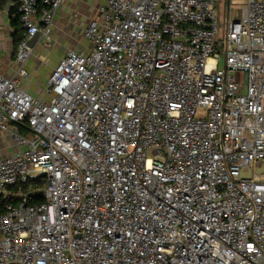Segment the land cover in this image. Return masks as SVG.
<instances>
[{"label": "built area", "instance_id": "obj_1", "mask_svg": "<svg viewBox=\"0 0 264 264\" xmlns=\"http://www.w3.org/2000/svg\"><path fill=\"white\" fill-rule=\"evenodd\" d=\"M64 1L16 0L19 64ZM99 2L47 102L0 73V264H264V0Z\"/></svg>", "mask_w": 264, "mask_h": 264}, {"label": "crops", "instance_id": "obj_2", "mask_svg": "<svg viewBox=\"0 0 264 264\" xmlns=\"http://www.w3.org/2000/svg\"><path fill=\"white\" fill-rule=\"evenodd\" d=\"M16 0L0 1V73L9 78L15 77L19 69L25 72L19 77L20 87L33 98L47 102L50 95L46 92V82L54 67L48 70L46 57L58 54L56 64L67 50L81 51L88 47L82 36L88 22L97 16L99 0H65L57 10L53 26L52 40L47 45L33 44V51L24 64L16 60L17 46L14 45L11 23L14 13L10 9ZM13 128V125H11ZM17 151V147L8 133L0 132V159Z\"/></svg>", "mask_w": 264, "mask_h": 264}, {"label": "rangeland", "instance_id": "obj_3", "mask_svg": "<svg viewBox=\"0 0 264 264\" xmlns=\"http://www.w3.org/2000/svg\"><path fill=\"white\" fill-rule=\"evenodd\" d=\"M244 0H219V5L217 7L219 16L221 18V22L225 20L226 18H232V16H236L239 13V9L242 7ZM56 56L58 57V54L50 55L49 57H46L45 64L48 65V70L54 67L56 65ZM235 79L237 83L243 82V76L241 73L235 74ZM256 175H260L264 173V165L260 168H257L255 171ZM243 176H250V173H242ZM37 189L44 190L45 185L43 182H36L35 184ZM32 185H27L25 188H22V192L25 195H30Z\"/></svg>", "mask_w": 264, "mask_h": 264}, {"label": "trees", "instance_id": "obj_4", "mask_svg": "<svg viewBox=\"0 0 264 264\" xmlns=\"http://www.w3.org/2000/svg\"><path fill=\"white\" fill-rule=\"evenodd\" d=\"M1 1V0H0ZM15 1V0H13ZM14 13V20L11 21L14 31L12 32V39L14 42V45L17 46L18 42L23 38V30L20 26L19 23V16L17 13L16 5H13L10 9V14ZM17 48V47H16ZM19 131L24 133L25 129L23 127H18ZM40 182V181H39ZM28 201L29 202H41L42 198L39 197L38 195H30L28 196ZM7 202V200H2L0 201V212L3 211V205Z\"/></svg>", "mask_w": 264, "mask_h": 264}, {"label": "water", "instance_id": "obj_5", "mask_svg": "<svg viewBox=\"0 0 264 264\" xmlns=\"http://www.w3.org/2000/svg\"><path fill=\"white\" fill-rule=\"evenodd\" d=\"M237 17H238V15L234 16L235 21H236ZM36 40H37V35H35L34 37H32L30 40H28L27 45L29 47H31L36 42ZM38 196L41 197L42 194L39 193Z\"/></svg>", "mask_w": 264, "mask_h": 264}]
</instances>
